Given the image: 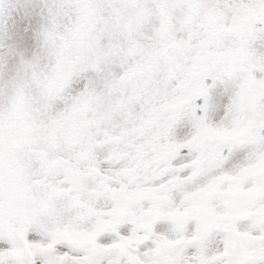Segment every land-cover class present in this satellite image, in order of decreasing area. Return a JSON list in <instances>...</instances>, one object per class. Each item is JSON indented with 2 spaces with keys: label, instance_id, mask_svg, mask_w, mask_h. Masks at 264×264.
Listing matches in <instances>:
<instances>
[{
  "label": "snow or ice",
  "instance_id": "6c2138e0",
  "mask_svg": "<svg viewBox=\"0 0 264 264\" xmlns=\"http://www.w3.org/2000/svg\"><path fill=\"white\" fill-rule=\"evenodd\" d=\"M0 264H264V0H0Z\"/></svg>",
  "mask_w": 264,
  "mask_h": 264
}]
</instances>
